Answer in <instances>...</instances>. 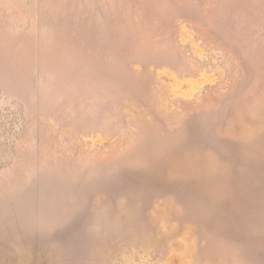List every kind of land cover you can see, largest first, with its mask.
Instances as JSON below:
<instances>
[{
  "label": "rangeland",
  "instance_id": "1",
  "mask_svg": "<svg viewBox=\"0 0 264 264\" xmlns=\"http://www.w3.org/2000/svg\"><path fill=\"white\" fill-rule=\"evenodd\" d=\"M0 264H264V0H0Z\"/></svg>",
  "mask_w": 264,
  "mask_h": 264
}]
</instances>
